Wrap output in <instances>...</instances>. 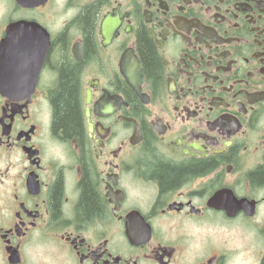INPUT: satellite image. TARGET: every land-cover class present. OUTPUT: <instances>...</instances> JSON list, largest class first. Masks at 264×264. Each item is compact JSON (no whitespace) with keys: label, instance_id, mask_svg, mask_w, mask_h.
<instances>
[{"label":"flooded vegetation","instance_id":"1","mask_svg":"<svg viewBox=\"0 0 264 264\" xmlns=\"http://www.w3.org/2000/svg\"><path fill=\"white\" fill-rule=\"evenodd\" d=\"M0 264H264V0H0Z\"/></svg>","mask_w":264,"mask_h":264},{"label":"trees","instance_id":"2","mask_svg":"<svg viewBox=\"0 0 264 264\" xmlns=\"http://www.w3.org/2000/svg\"><path fill=\"white\" fill-rule=\"evenodd\" d=\"M105 1V0H102ZM59 104L60 111L58 116L59 126L64 127L66 130H71V132L77 129L76 120H77V95L75 94H65L62 93L60 96ZM69 121V123H68Z\"/></svg>","mask_w":264,"mask_h":264}]
</instances>
